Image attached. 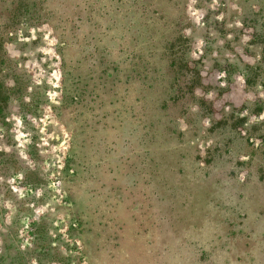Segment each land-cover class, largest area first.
Wrapping results in <instances>:
<instances>
[{
    "label": "rangeland",
    "instance_id": "1",
    "mask_svg": "<svg viewBox=\"0 0 264 264\" xmlns=\"http://www.w3.org/2000/svg\"><path fill=\"white\" fill-rule=\"evenodd\" d=\"M0 264H264V0H0Z\"/></svg>",
    "mask_w": 264,
    "mask_h": 264
}]
</instances>
